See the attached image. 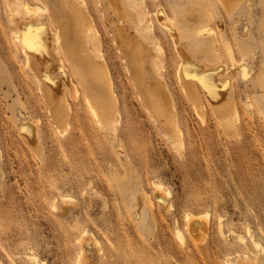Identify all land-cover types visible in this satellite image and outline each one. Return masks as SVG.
<instances>
[{"label": "rangeland", "instance_id": "rangeland-1", "mask_svg": "<svg viewBox=\"0 0 264 264\" xmlns=\"http://www.w3.org/2000/svg\"><path fill=\"white\" fill-rule=\"evenodd\" d=\"M26 1L47 5L44 0L22 4ZM77 2L90 14V34L99 39L109 72L117 107L114 127L92 116L79 82L75 97L59 75L72 109L60 127L21 43L15 42L16 3L0 0V264H32L26 258L32 252L46 264L80 259L84 264H264V81L257 79L264 72V0H242L233 13L221 0H135L141 12L126 8L132 21L146 12L154 22L153 36L137 40L147 77L153 62L159 63V92L175 114L169 124L154 116L140 94L136 70L126 62L116 25L107 17L119 21L108 1ZM158 10L176 19L183 50L158 21ZM45 11L38 14L46 24ZM204 20L212 21L214 32L202 44L186 35ZM57 57L78 81L67 55ZM187 58L199 65L197 71L211 70L207 87L222 77L215 90L230 98L238 117L218 116L197 73L180 81L178 70ZM25 122L34 125L36 141L24 133ZM155 182L170 189L165 200ZM208 211V233L195 241L185 228V214ZM85 229L98 241L78 242Z\"/></svg>", "mask_w": 264, "mask_h": 264}, {"label": "bare ground", "instance_id": "bare-ground-1", "mask_svg": "<svg viewBox=\"0 0 264 264\" xmlns=\"http://www.w3.org/2000/svg\"><path fill=\"white\" fill-rule=\"evenodd\" d=\"M44 1L47 3L45 8H42L43 6L40 7L42 4L36 5L35 2L33 4L29 1H26L23 2L22 4V0H14L16 6H14L12 10L13 12L12 16L18 26V30L16 31L13 30L15 31L13 35L15 42L21 43V47L25 52L24 55H26L27 63L30 64L29 67H31V69L35 72V77L40 82L41 91L43 93L44 100L47 101L46 103L49 105V109L52 114V117H58L56 119L57 122L60 124V127L61 125L66 123L67 117H70V111L72 110L70 107L71 104L69 103L70 101H68L69 98V96L67 97L68 93L66 94L65 92L66 88L62 84L63 80L61 81V79L64 78L66 80L65 82L67 84L66 85L67 88L70 89V91L74 94L75 97L80 96L81 91L79 90V86L77 82L80 83L85 93L84 101L88 105L92 113V116L95 117L100 124L106 125L107 127H114V124L116 122L115 117L117 113L116 97L114 90L112 88V83L110 80L109 72L106 68L104 57L98 49L99 39L96 36H94V34L93 35L90 34V27L92 24H90L88 20L89 13L85 11L83 7L82 8L80 7L83 5H80L77 2L78 0H44ZM107 1L109 6H111L110 8L119 18V21L117 23L113 20L111 16H109L110 14L107 15L111 24L113 26L116 25L117 28L116 40L118 46L120 47L121 52L125 55L126 62L128 63L129 67H133L136 70V80L138 82L140 94L144 99L145 103L147 104V106L149 107L150 111L154 113V116L159 121L166 123L168 117H175V114L171 113L166 109V106L164 105L163 102V98L159 92V89L162 88L159 63L157 61L153 62L152 76L147 77L146 76L147 74L143 68L144 57L141 54L143 46L142 43L137 40L139 39L143 41L144 39H149L151 36H153L154 22L150 16L151 14L146 12H142V13L138 12L137 21H132L130 18V13L128 12V10H126V8L135 9L137 6L135 0H107ZM221 1H223L222 2L223 5L224 3H226L225 7H227V9L226 8L225 9L228 11V12L226 11L227 13H233L236 7L242 2V0H221ZM100 2L102 4L105 2V0H100ZM82 3L85 4L84 2ZM78 4L80 6H78ZM10 6L12 7V5ZM41 10L48 11V12L47 11L43 12V13L47 12L49 15L48 23L46 24L43 23L42 21L43 18L41 17L42 15L40 16L38 14L41 13L39 12ZM136 10L140 11L137 8ZM156 14L158 17L157 18L158 21H160L167 28V30L171 32V35H173L175 40L174 42H176L178 47L176 48L179 51H181L180 48L183 44L181 45L182 42L180 43V36H182V33L180 27L176 22V19L167 15L165 10H158ZM105 16H106V12H105ZM52 23L57 24L56 29L52 27ZM211 23L209 24L208 21L204 20L201 21L200 23H195L191 25L188 35L186 36L196 37L198 38L197 40H199L200 43L202 44L205 43L206 36L214 32ZM155 49L157 50V52L161 50V48L159 47H156ZM231 49H229L228 53H230L232 57ZM182 50H183V46H182ZM62 52H64L69 58L74 68V73L77 75L78 81L73 79L74 77L71 74L72 72H70L69 68L65 65L64 59H62L61 57H57V55H61ZM43 59L45 61H43ZM232 60L233 59H231V61ZM232 63L234 64V69L239 70L238 66H240V62H236L234 60ZM195 64L196 63H194V61L189 58L183 60L178 70L180 81L182 82V80L183 81L185 80V82L187 81L189 82L191 81L190 74L195 76L197 73L198 78L200 79V80L198 79V81L204 83L203 85L206 91L205 93L210 97V101H212L213 98L214 102L212 103H215L214 106L216 108V113L218 114V116L222 118L237 116L236 111L233 107L234 105L232 106V104L228 101L230 98L229 97L226 98L227 96L225 97L223 91L222 92L218 91L219 89L215 90L216 89L214 87L216 86L215 82H217L218 79L222 77L216 78L217 81L214 82V86H211V88L207 87L205 82H208L211 79V77L213 78V76H210L211 70L208 69L210 70V73H208L209 71L205 70L206 68L204 69L203 66L201 65V67L203 68V69L201 68L202 71L204 72L208 71L207 75L208 74L209 75L207 76L205 75L206 73L203 74L204 72L201 73L202 71L200 72L197 71L196 67L197 66L199 67V65L197 64L195 66ZM263 73L261 72L260 77L259 75H257V79L260 78L261 82L264 81ZM59 75H61L63 78L60 79ZM209 76L210 78H207L206 80V77ZM219 76H221L220 73ZM226 78L227 77L225 74V79L223 80H226ZM195 80L197 81V79ZM221 82L224 81L221 80ZM261 82L259 84H261ZM186 84L188 85L189 83H185L184 85ZM195 88H197V85L195 86ZM195 88H193L194 93H196L197 90H199L198 88L195 91ZM212 88L213 90H211ZM186 92L189 95H191L189 93L190 91L186 90ZM194 93H192V95H194ZM197 93H200V91H198ZM259 93L261 94V92ZM234 103L236 102L234 101ZM248 104L249 103L247 102V105ZM198 108H199V113H201L202 110H204L200 106H198ZM232 121L234 120L232 119ZM167 123L169 124V122ZM22 126L24 127L26 126L27 128L26 129L27 131H24V133L25 132L28 133L29 138H31L33 142L36 141V134H35L36 129L34 125H32L31 122H25V124ZM169 128L172 132H175L177 126L176 124L171 123ZM155 187L161 192V195L163 196L164 200L171 193L170 189L164 186V183L162 182H155ZM204 213L199 214L194 212H187L185 214L186 217L185 228L188 231L189 235H191V237L195 241L202 240L203 239L202 237L208 233L207 224L205 220L206 218L207 220L209 219L208 218L209 211L208 214L207 212ZM202 214H204V216H202ZM221 219H219V222H221L220 221ZM219 226H222V223H219ZM176 231L180 240L184 242L185 234L183 230L177 227ZM222 234H224V232H222ZM237 237L243 243L246 242L245 241L246 236L244 237L239 233ZM83 238H91L96 240V242L98 241L97 238H95L93 234H90V232H88V230L86 229L83 231L82 235L77 237L78 242H81ZM251 240L252 243L257 248H260L262 246V243L258 239H255L253 237ZM80 255L81 257H83L82 251ZM247 255H245L244 257H247ZM26 258L32 264H46L45 262L46 260L40 261L39 256L34 252L28 254ZM228 262H231V260H228ZM82 263L83 260L81 262L80 259L78 261V264H82Z\"/></svg>", "mask_w": 264, "mask_h": 264}]
</instances>
